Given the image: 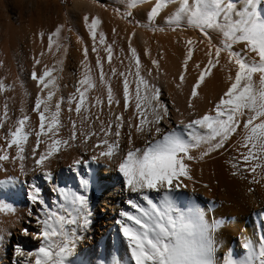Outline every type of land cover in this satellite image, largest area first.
Here are the masks:
<instances>
[{
  "label": "snow or ice",
  "instance_id": "6c2138e0",
  "mask_svg": "<svg viewBox=\"0 0 264 264\" xmlns=\"http://www.w3.org/2000/svg\"><path fill=\"white\" fill-rule=\"evenodd\" d=\"M169 2L177 4L165 17V23L173 30L186 22L205 35L214 31L219 36L215 46L209 40L207 63L196 65L199 73L191 85L187 105L189 114L194 118L186 122L181 119L176 127L163 130L160 125L168 117V108L159 98V88L150 84L141 73L139 54L131 44L133 33L128 36L125 54L127 69L118 71L116 67H111L106 74L103 62L111 63L116 41L113 39L111 43H106L105 34L97 32L99 19L85 14L82 19L93 41L91 52L96 56V71L88 64L89 50L85 46L83 59L80 60V78L66 99L55 97L58 85L52 73L57 69L45 65L37 72L35 66L40 63L43 53L33 58L30 78L35 82L37 91L31 111L38 120L34 131L36 142L31 146L33 170L45 181L51 182L52 173L44 166V161L58 153L61 145L77 140V120L69 115L67 125L62 121L64 103L69 114L75 112L81 117V144L86 145L90 138L95 140L91 148L96 151L89 159L97 161L103 158L106 168L114 165L122 179L123 190L130 194L123 201L127 209L121 208L115 220L118 232L126 242L127 259L122 261L115 258L111 264H264V234L255 243L245 238L241 244L242 255L238 257L231 249L217 257L216 253L222 245L216 241L214 233L220 221L213 218L209 222L201 208L191 205L181 207L177 203L180 195L177 190L187 187L183 182L185 179L192 180L187 162L203 159L223 149L233 134L236 141L232 146L237 156L228 161L231 167L242 168L253 175L258 169L264 171V0H154L146 16L150 27ZM62 28L63 25L57 24L47 34L46 50L53 48V38L59 36ZM36 35L43 39L45 34L37 32ZM97 44L102 46L105 54L103 61ZM187 44L178 77L181 83L193 52L190 38ZM237 45L241 47L236 48ZM60 47L59 43L55 45L57 50ZM222 52L226 53L228 63L233 65L234 75L227 76L226 89L213 106L203 114L196 113L193 98L198 95V86L219 64ZM144 55H149L147 48ZM60 62L55 63L59 65ZM121 63H125V60L122 59ZM151 64L157 66L158 61L152 59ZM147 71L151 74V69ZM97 73L106 96H93L89 100V90L96 85ZM113 76H118L121 82L124 112L132 109L133 114L127 118L126 125L121 112L111 111L121 104L110 83ZM256 76L258 80L254 79ZM181 83H177L176 87L180 88ZM5 87L3 78H0V92ZM7 87L11 88L12 85L8 84ZM105 101L109 106L107 121L100 119L99 112L90 116L91 110ZM19 112L14 125L9 124L6 133L0 134V139L4 141L0 146V161L25 159V144L33 134V127L23 106ZM5 120V116H0V126L5 124ZM93 121L99 125L98 128L93 129ZM125 126L128 129L127 146L121 149V130ZM65 127L69 128V135L62 138L59 133ZM133 129L137 137H147L140 147L133 143ZM41 145L44 151L37 156V148ZM12 147L15 153L9 156L7 153ZM193 149H200L198 157L191 154ZM88 163V160L73 159L69 167L76 176L79 190L54 185L52 191L57 194V199L52 201V207L43 199L41 189L35 183L28 185L27 200L36 207L29 210L27 216L35 221L37 231L32 233V238L38 243L30 250H25L20 244L14 245L13 256L19 257L14 264H70L69 257L73 255L78 235L77 228L69 226L78 225L83 230L92 214L88 192L96 178L91 173L85 175L79 171L81 164L87 167ZM19 170L21 174L24 173L23 164H20ZM0 171L6 169L0 167ZM17 180L18 177L8 176L0 180V186L7 187ZM260 215L264 217V212ZM21 232L27 235L28 229L22 228ZM101 264L104 262L101 261Z\"/></svg>",
  "mask_w": 264,
  "mask_h": 264
},
{
  "label": "bare ground",
  "instance_id": "6f19581e",
  "mask_svg": "<svg viewBox=\"0 0 264 264\" xmlns=\"http://www.w3.org/2000/svg\"><path fill=\"white\" fill-rule=\"evenodd\" d=\"M130 1V0H129ZM132 1V0H131ZM154 1V0H153ZM137 2V3H136ZM136 12L142 13L148 4L146 0H136ZM152 2V1H149ZM132 3V2H131ZM134 3V1H133ZM143 3V5H142ZM125 5V4H124ZM123 6V5H122ZM131 6V5H130ZM177 7V4L169 2L166 9L153 20L151 25H167L165 17ZM40 8V7H39ZM38 8V9H39ZM49 9V8H48ZM43 8L39 10V17L34 21L20 19L0 20V78L5 82V89L0 92V116H5V124L0 126V134L6 133L9 124L14 125L15 117L20 114L21 106L25 113L30 116V124L33 127V134L29 136L25 144V159L23 161L11 159L0 161V167L6 171H0V180L8 176L18 177V180L7 187L0 186V264H14V260L19 257L13 256V246L20 244L25 250H30L37 246L38 241L32 238V233L37 231L34 220L27 216L29 210L36 206L27 200L26 193L29 191L28 185L35 183L41 189V196L52 207V201L57 199V194L52 191L54 185L60 187L79 190L78 181L75 174L70 170L73 159L80 158L88 160V166L80 165L79 171L82 174L91 173L96 179L90 185L88 198L91 209V216L87 226L80 230L78 225L69 226L77 228L78 239L73 255L69 257L70 264H111L115 258L126 260V242L118 232L115 220L121 208L127 209L123 201L129 198L130 194L123 190L122 179L115 171L114 165L105 167L106 161L98 158L91 161L89 158L96 150L91 148L95 142L90 138L86 145L81 144L79 130L82 127L81 117L75 112L69 114L67 105L62 103L61 118L66 125L69 123L68 116L77 120V140L69 141L67 145H61L60 151L44 161V166L52 173V181L48 182L34 169V158L31 153V146L35 144L34 131L38 124L37 116L31 111L34 103L37 86L30 78L33 70V58L38 54L40 63L37 64L36 71L39 72L45 65L55 67L57 70L52 73L56 76L55 83L58 85L55 97L67 98L68 94L74 91V85L80 78L82 66L80 60L83 59V48L86 46L88 52V64L95 70L96 56L91 52L93 41L89 37L87 29L83 23V16H96L100 23L97 25V32H103L106 43H111L115 39L113 46V58L111 63L103 62L104 71L107 74L111 67L119 70L127 69L126 53L128 46V36L133 33L131 44L139 54L141 60V73L146 76L150 84L155 85L160 90V100L168 108V117L160 125L163 130L174 128L177 122L183 119L185 122L191 118L188 109V96L191 85L194 83L199 73L197 64L203 66L208 61L209 40L218 43L219 36L214 31H209L204 37L206 39L198 48L193 49L185 70V79L181 83L178 80L183 63L184 55L187 52V36L176 33H147L143 29L134 30L120 20H115L114 15L104 11L99 4H91L75 0L69 7L68 13L71 16L72 24L69 34L70 40L59 52L55 45L61 44L66 36V18L56 8L54 14ZM143 10V11H142ZM147 10V9H146ZM145 10V12H147ZM38 12V11H37ZM145 14V13H143ZM147 16V15H143ZM139 15L140 25H149L147 19ZM57 24L63 25L58 37L53 38V48L47 49V34L54 30ZM182 26H188L185 23ZM115 30V32H113ZM37 32H43V39L39 38ZM98 39V37H97ZM241 47L237 45L236 48ZM99 55L104 57L102 46L97 44ZM145 48L149 55H144ZM55 53V54H53ZM125 63H121V60ZM158 61L157 66L151 64V60ZM213 59L215 57L213 56ZM61 61L57 65L56 61ZM151 69V74L148 73ZM234 75V67L228 63L226 53L222 52L219 64L215 65L210 73L198 86V95L193 98L194 110L203 114L213 106L227 86V76ZM258 80V76L254 77ZM111 86L121 100L119 106H114L112 112H121L125 118L131 116L132 109L124 112L122 105L121 82L118 76L111 78ZM181 83L177 88L176 84ZM12 87L8 88L7 85ZM105 97L106 90L97 81L94 89L89 90V100L91 97ZM54 97V98H55ZM6 105V112H5ZM178 110V111H177ZM99 112L100 119L107 121L109 106L106 101L96 109H92L90 116H95ZM93 129L99 125L93 121ZM127 127L121 130L120 148L127 146ZM59 135L66 138L69 135V128H62ZM133 143L140 147L143 145L146 136L137 137L135 130H132ZM112 137L110 136L109 139ZM42 139H44L42 137ZM236 136L229 137L223 149L212 152L203 159L188 161L189 174L192 180L185 179L183 182L187 187L177 190L180 195L177 203L181 207L188 205L201 208L205 212V218L211 222L213 218L220 221L217 231L214 233L216 241L222 245L216 253L219 257L221 253L231 249L238 257L242 255L241 244L245 238H250L255 243L264 234V217L260 214L264 212V171L259 169L253 173L242 168L233 169L228 163L237 156L234 145ZM4 143L0 139V146ZM244 149L242 148L241 151ZM40 151H44L43 145L37 148V156ZM200 149H193L191 154L199 156ZM15 148L12 147L7 153L14 155ZM20 164L24 165V173L21 174ZM236 174H233V173ZM155 199V194H153ZM22 228L28 229V234L21 232Z\"/></svg>",
  "mask_w": 264,
  "mask_h": 264
},
{
  "label": "rangeland",
  "instance_id": "374dc122",
  "mask_svg": "<svg viewBox=\"0 0 264 264\" xmlns=\"http://www.w3.org/2000/svg\"><path fill=\"white\" fill-rule=\"evenodd\" d=\"M75 0H0V20H7V17H10L11 19H20L23 21H34L37 20L35 16L38 18L39 10H42L43 8H46L49 10L50 14H54V11L56 8H59L60 12L63 14L66 18V27L67 31L65 38L62 40L59 48V52L61 49L67 45V43L70 40V34L69 30L72 26L70 23L71 16L68 13L69 7L73 4ZM81 2H88L91 4H99L100 7L103 8L104 11H108L110 14L114 15L113 17L115 20H120L124 24L130 26L134 30L143 29L144 32L147 33H157L164 31L163 33H176V34H182L183 36H187V38L191 39L193 43V49L198 48L203 42L206 41L204 38L206 35L202 33L199 29L191 27V26H180L176 27L175 30L171 26L167 25H140L139 24V15H147V12L145 10L149 9L152 4L153 0H146V4L150 3L146 9L142 13L136 12L132 8L133 6L136 7V0H78ZM134 1V3H133ZM148 1V3H147ZM152 1V2H149ZM132 2V3H131ZM136 2V3H135ZM125 4V5H124ZM123 5V6H122ZM131 5V6H130ZM143 5V3H142ZM40 7V8H39ZM39 8V9H38ZM166 7L164 8V10ZM146 10V11H147ZM38 11V12H37ZM126 13H130V15H126ZM145 13V14H143ZM160 15V14H159ZM145 19L146 16H143ZM158 18V15L154 18V20ZM155 29V30H152ZM162 29V30H161ZM213 46L216 45L215 42L211 43Z\"/></svg>",
  "mask_w": 264,
  "mask_h": 264
}]
</instances>
